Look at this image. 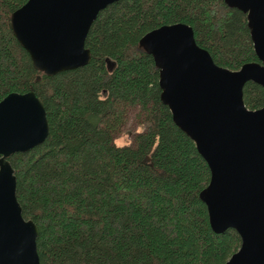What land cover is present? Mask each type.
Segmentation results:
<instances>
[{
  "label": "trees",
  "instance_id": "16d2710c",
  "mask_svg": "<svg viewBox=\"0 0 264 264\" xmlns=\"http://www.w3.org/2000/svg\"><path fill=\"white\" fill-rule=\"evenodd\" d=\"M25 1L0 0V99L32 86L46 109L45 140L8 157L22 214L38 227L40 263H223L240 236L211 228L199 196L209 165L162 102L159 68L139 39L184 22L217 64L238 69L258 61L246 12L224 0H116L87 32L90 61L48 75L10 26ZM243 100L261 107L264 87L247 81ZM131 113L143 128L118 144Z\"/></svg>",
  "mask_w": 264,
  "mask_h": 264
},
{
  "label": "water",
  "instance_id": "95a60500",
  "mask_svg": "<svg viewBox=\"0 0 264 264\" xmlns=\"http://www.w3.org/2000/svg\"><path fill=\"white\" fill-rule=\"evenodd\" d=\"M116 0H26L10 26L33 66L53 75L91 59L85 37L98 12ZM246 12L257 60L238 69L217 64L184 22L162 24L139 43L159 68L160 98L210 168L199 192L215 232L234 228L240 245L223 263L264 264V105L249 108L243 86L264 87V0H224ZM40 75L37 74V78ZM45 105L31 86L0 99V264H41L37 224L25 218L9 160L45 140Z\"/></svg>",
  "mask_w": 264,
  "mask_h": 264
},
{
  "label": "rangeland",
  "instance_id": "374dc122",
  "mask_svg": "<svg viewBox=\"0 0 264 264\" xmlns=\"http://www.w3.org/2000/svg\"><path fill=\"white\" fill-rule=\"evenodd\" d=\"M143 126L138 122L134 113H131L120 130L119 134L115 137V141L118 144H128L131 141L132 135L135 131H139Z\"/></svg>",
  "mask_w": 264,
  "mask_h": 264
}]
</instances>
